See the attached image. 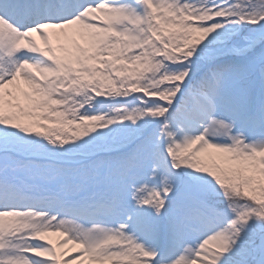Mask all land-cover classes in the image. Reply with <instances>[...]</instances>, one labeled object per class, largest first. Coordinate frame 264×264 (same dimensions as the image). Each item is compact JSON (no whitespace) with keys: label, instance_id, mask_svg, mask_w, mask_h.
Instances as JSON below:
<instances>
[{"label":"snow or ice","instance_id":"snow-or-ice-1","mask_svg":"<svg viewBox=\"0 0 264 264\" xmlns=\"http://www.w3.org/2000/svg\"><path fill=\"white\" fill-rule=\"evenodd\" d=\"M0 264H264V0H0Z\"/></svg>","mask_w":264,"mask_h":264}]
</instances>
